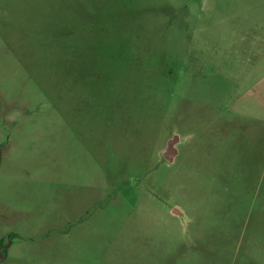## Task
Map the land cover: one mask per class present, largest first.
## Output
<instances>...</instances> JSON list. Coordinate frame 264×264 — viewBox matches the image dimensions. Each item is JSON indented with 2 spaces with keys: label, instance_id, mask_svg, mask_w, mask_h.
<instances>
[{
  "label": "rangeland",
  "instance_id": "374dc122",
  "mask_svg": "<svg viewBox=\"0 0 264 264\" xmlns=\"http://www.w3.org/2000/svg\"><path fill=\"white\" fill-rule=\"evenodd\" d=\"M260 29L264 0H0V264H264Z\"/></svg>",
  "mask_w": 264,
  "mask_h": 264
},
{
  "label": "crops",
  "instance_id": "0c3cea01",
  "mask_svg": "<svg viewBox=\"0 0 264 264\" xmlns=\"http://www.w3.org/2000/svg\"><path fill=\"white\" fill-rule=\"evenodd\" d=\"M252 36V44L258 42L260 46H264V30L254 31ZM249 36L246 35L245 38ZM260 58L256 60L251 71L252 85L246 90L244 95L238 97L239 102L248 105V109L244 111L251 114L257 120L264 121V49L260 51ZM259 71V72H258Z\"/></svg>",
  "mask_w": 264,
  "mask_h": 264
},
{
  "label": "water",
  "instance_id": "95a60500",
  "mask_svg": "<svg viewBox=\"0 0 264 264\" xmlns=\"http://www.w3.org/2000/svg\"><path fill=\"white\" fill-rule=\"evenodd\" d=\"M176 137L174 136V138H172L171 140H169L168 144H167V149L166 151L163 153L164 158L168 161V162H172L177 151L174 147V145L176 144Z\"/></svg>",
  "mask_w": 264,
  "mask_h": 264
},
{
  "label": "flooded vegetation",
  "instance_id": "af4514ba",
  "mask_svg": "<svg viewBox=\"0 0 264 264\" xmlns=\"http://www.w3.org/2000/svg\"><path fill=\"white\" fill-rule=\"evenodd\" d=\"M5 256V246L0 244V259H3Z\"/></svg>",
  "mask_w": 264,
  "mask_h": 264
}]
</instances>
